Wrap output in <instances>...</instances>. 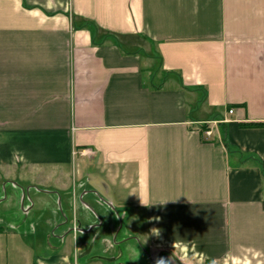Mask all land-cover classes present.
Instances as JSON below:
<instances>
[{
    "label": "crops",
    "instance_id": "crops-1",
    "mask_svg": "<svg viewBox=\"0 0 264 264\" xmlns=\"http://www.w3.org/2000/svg\"><path fill=\"white\" fill-rule=\"evenodd\" d=\"M257 122L264 0H0V207L33 264H264Z\"/></svg>",
    "mask_w": 264,
    "mask_h": 264
},
{
    "label": "rangeland",
    "instance_id": "rangeland-1",
    "mask_svg": "<svg viewBox=\"0 0 264 264\" xmlns=\"http://www.w3.org/2000/svg\"><path fill=\"white\" fill-rule=\"evenodd\" d=\"M2 182L3 180H0V184ZM3 206L0 207V228L4 229L0 232V264H33L37 247L33 244V237L24 235L27 234L25 230H32L31 217L24 212V201L22 199L19 201V198L14 201L12 209L9 207L7 220L2 214V207L5 208V205ZM25 206H28V202ZM128 260L122 259L121 262L126 264Z\"/></svg>",
    "mask_w": 264,
    "mask_h": 264
},
{
    "label": "trees",
    "instance_id": "trees-1",
    "mask_svg": "<svg viewBox=\"0 0 264 264\" xmlns=\"http://www.w3.org/2000/svg\"><path fill=\"white\" fill-rule=\"evenodd\" d=\"M248 125H251V126H264V123L257 122V123H249ZM207 128H208L207 124L203 125L202 126V131H205Z\"/></svg>",
    "mask_w": 264,
    "mask_h": 264
},
{
    "label": "built area",
    "instance_id": "built-area-1",
    "mask_svg": "<svg viewBox=\"0 0 264 264\" xmlns=\"http://www.w3.org/2000/svg\"><path fill=\"white\" fill-rule=\"evenodd\" d=\"M230 112L232 113L233 110H230ZM205 135L208 136V137H211L212 136V131L211 130H206L205 131Z\"/></svg>",
    "mask_w": 264,
    "mask_h": 264
},
{
    "label": "water",
    "instance_id": "water-1",
    "mask_svg": "<svg viewBox=\"0 0 264 264\" xmlns=\"http://www.w3.org/2000/svg\"><path fill=\"white\" fill-rule=\"evenodd\" d=\"M24 208V207H23Z\"/></svg>",
    "mask_w": 264,
    "mask_h": 264
}]
</instances>
